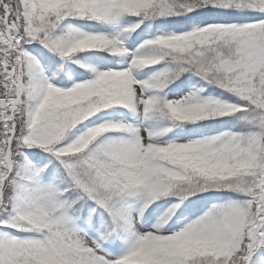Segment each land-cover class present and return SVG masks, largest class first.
I'll use <instances>...</instances> for the list:
<instances>
[{
    "label": "snow or ice",
    "instance_id": "6c2138e0",
    "mask_svg": "<svg viewBox=\"0 0 264 264\" xmlns=\"http://www.w3.org/2000/svg\"><path fill=\"white\" fill-rule=\"evenodd\" d=\"M0 264H264V0H0Z\"/></svg>",
    "mask_w": 264,
    "mask_h": 264
}]
</instances>
